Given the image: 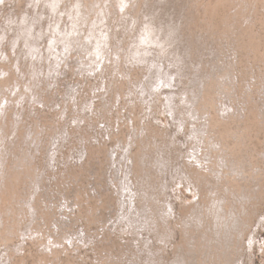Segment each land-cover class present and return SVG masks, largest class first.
<instances>
[{
    "label": "rangeland",
    "instance_id": "374dc122",
    "mask_svg": "<svg viewBox=\"0 0 264 264\" xmlns=\"http://www.w3.org/2000/svg\"><path fill=\"white\" fill-rule=\"evenodd\" d=\"M55 1L7 0L5 8L0 11V26H8L3 16L9 15L16 21L12 25L14 28L20 20L42 14L43 21L35 29L37 35L44 33L38 44L40 59L37 57L32 62L25 55L27 48L24 44H16L15 49L11 46L15 45L11 44L13 31L4 44H0V54L4 50L0 67L13 74L10 89L15 90L6 95L0 90V264H151L146 261V255L138 251L134 236L127 234L130 232L126 221L120 219L127 209L131 212L130 204L125 208L121 204L124 181L135 190L133 194L140 192L146 196L154 195V198L160 195L159 199L164 203L161 189L168 177L153 168L152 158L159 157L158 145L160 148L165 144L169 147L168 143H172L179 129L172 124L171 118L172 128L166 129L163 125L162 121L167 122V119L159 113L163 106L160 102L156 100L157 107L150 109L143 104L140 94L139 99L135 98L138 87L151 78L149 63L156 64L159 60L157 49L151 47L146 57L147 65L134 61L131 54L135 53V44H139L138 29L130 33L131 16H120L115 25L112 9L109 23L113 29L107 39L110 46L102 55L113 62H102L98 68L100 59L97 58L92 71L89 69L91 73L79 72L76 56L70 53L66 61L68 65H56V72L51 74L50 62L54 64L56 56L63 51L55 50L53 58L48 54L49 37L56 23L51 10ZM155 1L138 0L139 6L134 8H139L140 12L135 10L131 15L140 19L148 7L154 10ZM171 1L170 13L180 12L186 21L181 23L182 38L176 44L185 40L182 49L188 56L186 60L190 66L185 72L189 74L182 83L176 81L174 91L186 92L182 102L181 97L177 98L175 118L184 123L177 138L189 144L183 149L179 143L174 144L175 147L170 146L164 155L169 157L173 169L181 165L193 180L200 171L199 166L190 167L188 164L187 156L193 154L191 149L194 146H198L199 155L210 151L218 170L220 158L213 147L215 142L219 143L218 151L221 147L225 149L224 154H228L229 159L244 163L243 170L252 177L250 183L239 185L231 179L223 184L228 183L232 190H241L240 186L246 185L253 192V203L247 206L249 232L257 229L264 242V230L258 228L260 217L264 215V121L261 118L264 117V0ZM79 4L80 0H62L55 10L60 7L58 11L67 16ZM162 11L165 13L168 9ZM119 14H122L121 10ZM63 16L67 23L70 22L71 18ZM91 19V26L83 29L90 35H99L93 27L97 16L92 14ZM92 40L95 43V38ZM130 57L134 60L128 61ZM194 65L198 68L196 71ZM169 66L170 63L166 62L165 68ZM34 73L38 86L31 94L26 86L33 84L35 77L31 78V75ZM21 74L25 76L20 77ZM124 74L128 76L124 78ZM6 75L0 77V83L8 80ZM195 79L200 81L192 84ZM221 82L225 87L224 94L218 84ZM226 101L236 112L239 109L243 118L234 114L222 116L217 108ZM184 103H188L185 108ZM186 108H192L193 116L187 114ZM153 110L155 114L150 115ZM170 130L173 136L168 135ZM255 173L260 175L259 182L254 179ZM201 180L204 203L210 197L207 193L209 180L225 191L211 177ZM257 184L262 189L256 188ZM180 190V198H191L186 188L182 186ZM136 197L135 205L143 211L141 216L146 217L154 200L147 204L140 195ZM173 200L176 211L184 214L181 200ZM191 200L193 202L195 198ZM150 209L158 214L161 208L155 203ZM160 230L164 232V227L161 226ZM151 236L155 238L154 233L145 234L146 238ZM184 240L177 229L172 241L181 246ZM154 243L156 248H162L158 242ZM244 248L245 264H250L252 258L253 264H264L263 253L258 247L253 250L252 257L249 247ZM171 249L163 256V264H172L177 259Z\"/></svg>",
    "mask_w": 264,
    "mask_h": 264
},
{
    "label": "bare ground",
    "instance_id": "6f19581e",
    "mask_svg": "<svg viewBox=\"0 0 264 264\" xmlns=\"http://www.w3.org/2000/svg\"><path fill=\"white\" fill-rule=\"evenodd\" d=\"M6 1L7 0H0V11L5 8L4 6H6ZM61 1L62 0H56L51 5L53 14L52 16L53 18L56 17V23L52 26L54 31H52L53 34L49 37L51 46L48 50V54L51 58H53V56L55 55V50L60 51L61 49H63V51L62 53H57L58 55L56 56L54 64L50 62V73L53 74L54 72H56V65H60L63 63H65V65H68L69 62L67 63L66 61L70 53L72 56H76L75 62L79 69V72H90V70L92 71V65L96 63L97 58L100 59L98 68H101L102 62L110 61L112 63V59L107 61L106 58H103L102 55L104 52H106L107 47L110 46V44L107 43V39L110 37L109 33L112 28L109 23L113 16L112 9H114L115 14V17L113 18V22H116L115 25H117V22L120 20V16H123L124 18L125 16H131L133 20L132 23L129 24L128 28L132 26V30L130 33H133L138 29V31L136 32V36L138 35L137 41L139 44H135V53L131 54V57H133L135 60L133 58L131 59L130 57L128 61L134 60L137 63H146L147 65L148 59H146V57L148 53H150L151 47H155L157 49V55L159 57V60L156 64L149 63L151 64L149 66V68L151 69V78H149L144 83L142 82L141 87H138L137 97H135L134 93L133 95L136 99H139V97L141 96V100L142 102H144L143 104L147 105V107L150 109H154V107H157L155 102L156 100L160 102L163 105V110L161 107L159 113L167 119V122H165V120L162 121L163 125L165 124L166 129H168L173 127L172 124H175V127L179 129V132L177 134L175 133V138L172 143H168L169 147L177 143H179V145L181 146L180 148L182 149L187 147V145L189 144L188 141V143L181 142V140L177 138L178 134L181 133L184 127V123L182 121L177 122V118H175V116H177V106L179 103L177 98L181 97L180 101L182 102V97L186 95V92L174 91V88L177 87L175 84L176 81H180L182 83L183 78L187 77L189 74L188 72H185V69L189 70L190 66L189 62H187L186 60L188 56L182 49V44H184L185 40H181L180 44H176L182 38L180 27L181 23L184 24L186 23V21L183 19L182 13H177V11L173 12L172 14L170 13L173 7L172 1L156 0L154 10L148 7L149 9L139 19L137 15H131V13L136 10L134 7L136 5L139 6L138 0H97V2H94L93 0L87 2L86 0H80L78 8L74 9L73 12H68L67 16L65 15L66 18H71L70 22L68 23L67 20L62 18L63 11H58L60 7L58 8V10H55V7H57L58 3H60ZM50 4L51 3H49V5ZM163 4H165V6H162ZM80 7L83 8L81 9ZM163 9H168V12L164 13L162 11ZM120 10L122 11V14H119ZM139 12L140 9L138 8L136 10V13ZM176 13L177 15H175ZM92 14L97 16V21L95 24H93V27L95 31L99 32V35H93V33L90 35L83 29L84 26H91V23L93 21V19H91ZM42 16V14H39L37 18L27 17L23 20H20L19 24L16 26V28H14V26L12 27V25L16 23L14 18L11 19L9 15H4L3 17L6 19L5 24H7L8 26H0V44H4V42L8 39L9 34L13 31L14 34L12 36L11 44L15 45L11 46L15 49L17 47L16 44H24V46L27 48V50L25 51V55L31 58L30 60V58L28 57V61L32 62L33 60L37 59V57L39 60L40 56L38 54L40 46H38V44L42 39V35L44 33H42V35H37V30L35 28L36 25L41 24V21H43ZM62 20H64L63 25H61ZM121 21H124V19H121ZM139 21L140 27L138 26ZM84 31L86 33L83 36L82 32ZM20 38H22V42H20ZM92 38H95L96 44L93 42ZM172 46L174 48L170 49V47ZM175 46H177V48ZM74 52L76 53L75 55L72 54ZM3 55L4 50L1 51V59H3ZM95 55L96 58H93ZM115 55H117V52H115ZM166 62L170 63L168 69L165 68ZM116 63H118V59H116ZM33 66L35 67V64ZM193 67L195 71L198 69L196 65H194ZM16 70L19 72L20 67L17 66ZM4 75H6V78L8 80H6L5 83H0L2 84L0 86V90L2 94L6 95L7 92H13L15 90L10 89V86L12 85L10 77L13 74L11 75L8 74V72L6 73V71L3 70L2 67H0V77H4ZM34 75L35 73L33 74V76L31 75V78L35 77L33 84L31 85L30 83V86H26L27 91H29V93L31 94L35 90H37V88L34 89V87L38 86V81L36 79L37 76ZM22 76L24 77L25 75L21 74L20 77ZM126 76H128V74L123 75L124 78H126ZM177 76L180 78H177ZM196 81L199 82L200 80L195 79L194 81H192V84H195ZM147 83L149 85V88H147ZM218 84L222 86V93L224 94L225 87H223L222 82L221 84ZM139 88H141V90H139ZM19 91L21 94H25L22 89H19ZM152 97H155V99L153 98V100H151ZM188 99L189 98H187L186 100ZM190 101H192L191 98ZM193 103L195 102L193 101ZM187 104L188 103H184L183 107L185 108L186 106H188ZM217 109L222 116H225L226 114L229 117H231V115L233 114L239 118H243L244 116L242 112L239 113V109L237 110V112L235 111V109H232L227 101L226 103H221L220 107ZM186 110L189 112H187L189 116H193V114L191 113L192 111L190 112L192 108L190 110L186 108ZM154 114L155 110H153L150 115ZM170 118L173 120L172 124L170 122ZM261 118H263V122L264 117L261 116ZM155 119L161 120L160 118ZM207 120L206 122H208ZM168 135L173 136V131L170 130L168 132ZM218 144L219 143L215 142L213 144V147L214 150H216L218 153V158H220V161L218 163V166L220 167L219 170L216 168L217 162L213 161L214 157L211 158L210 151H208L209 153L204 154L203 152L201 153L202 155H199L200 150L198 149V146H194L191 149L193 151V154L190 155L189 149L191 147L188 148L189 155L187 157L189 166L193 167L194 165H196L200 168L196 180H193L192 176H190V174L186 172L184 168L181 167V165L173 169V165L171 166L169 157H166L164 155L169 151V147H167L166 144L162 145L161 148L159 145L157 146V151H160L161 153L159 152V157L157 159L152 158V164L153 168H155L160 174H165L168 177L166 178V183H163L161 189L164 203H162V200L159 199L160 195L154 198V195L146 196L140 194V192H136V194H133L135 190L127 181H124V183L122 184L123 191L121 195L124 200L121 202V204L124 208L128 204H130L131 212H128V209L126 208L127 210L124 211L125 213L121 216L120 221H126L127 227L130 232L127 234H132L134 236L135 245L138 251L146 255V261L148 263L152 264L156 261L157 264H163V261H165L163 256L165 255V253H168V249L171 248V250L176 254L177 257V259L174 260L172 264H245V258L247 257L244 247H249V255L251 257L252 252L254 253L253 250L257 247L259 248V250H261V253H263L264 256V242H262V240L259 238L257 229L255 231L252 230L249 232L251 225L249 224L247 219V217L250 216L247 206L252 205L255 196L254 194H252L253 192L249 191V188L246 185H243V187L240 186L241 190H232V186L228 184L231 179L237 181L239 185H242V183H250V179L252 178L251 174L243 170L244 163H237L234 160L229 159L227 157L228 154H224L225 149L221 147L218 151ZM177 151H180V154L184 153L183 150ZM146 156L147 154L144 155L143 158H145ZM125 158L129 159L127 156ZM254 175V179L258 181L260 175L258 173H255ZM10 176L12 177V175ZM208 177L215 179L218 182V185H222V188L225 189V191L222 192L217 185H215L214 183H210L209 180L207 182V185L209 186L207 193L210 197L209 201H205L204 203L202 201L201 194V188L203 186L201 178L207 179ZM170 180H172V183L170 182ZM225 180H227V184H223ZM182 186L190 192V194L192 195L191 198L194 197L195 201L192 202L191 198L183 200L182 197L180 198L178 196V191H181L180 188ZM258 187L262 189L260 184L256 185V188ZM136 195H140L141 197H143V200H146L147 204L151 200H154L153 204H159L161 213L158 212L157 214L155 213V211L150 209V207L153 205L151 204L149 205L150 214L146 217H142L140 213H142L143 211H141V209L138 208L137 205H135V201L137 199ZM231 197H233V200H231ZM127 198L130 199L128 200ZM173 199L181 200L180 202L183 204L182 207L183 209H185L184 214L178 213V211H176ZM33 214L35 213L33 212ZM260 219L261 220L259 221L258 228L262 227L264 230V215L260 217ZM161 226L164 227V232L160 230ZM177 229H180L183 238L185 239L182 242L181 246L172 241L176 235ZM152 233H154L155 238L154 236H151L150 238L145 237V234L152 235ZM246 236L247 238H245ZM154 239H156V241H154ZM193 241H195L196 243L193 244ZM154 242H158L162 246V248H156L157 246ZM192 247L194 248V250L192 249ZM188 252L191 253L190 256H187V254H189ZM153 258H156L157 260ZM252 259L250 260V264H253Z\"/></svg>",
    "mask_w": 264,
    "mask_h": 264
}]
</instances>
